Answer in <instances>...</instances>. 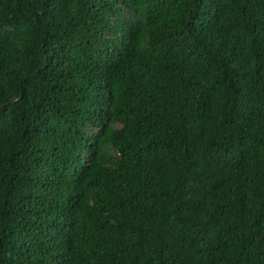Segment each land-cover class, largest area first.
Masks as SVG:
<instances>
[{"label":"trees","instance_id":"1","mask_svg":"<svg viewBox=\"0 0 264 264\" xmlns=\"http://www.w3.org/2000/svg\"><path fill=\"white\" fill-rule=\"evenodd\" d=\"M0 264H264V0H0Z\"/></svg>","mask_w":264,"mask_h":264}]
</instances>
